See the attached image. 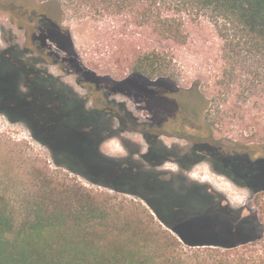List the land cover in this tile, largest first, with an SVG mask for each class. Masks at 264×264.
Instances as JSON below:
<instances>
[{
  "label": "rangeland",
  "instance_id": "374dc122",
  "mask_svg": "<svg viewBox=\"0 0 264 264\" xmlns=\"http://www.w3.org/2000/svg\"><path fill=\"white\" fill-rule=\"evenodd\" d=\"M32 13L57 25L45 42L44 55L24 53V57L70 88L86 108H94L102 96L114 113L119 106L125 109L119 111L118 118L108 120L106 134H111L101 143L100 151L108 158L132 160L148 172L136 178L141 196L124 185L125 192H118L97 184L56 165L49 148L25 123L12 122L0 113V201L13 220L10 239L18 238L34 221L40 198L55 191L72 200L71 207L83 222L89 215L93 219L96 207L100 209L88 224L89 231L98 230L107 239L123 241L136 255L149 256L155 264H263L264 190L253 192L239 174L241 180L236 184L235 174L229 176L228 168L206 151L200 142L206 135L201 129L205 104L200 94L191 90V83L149 80L131 68L140 53L161 47L168 52L171 49L190 74L220 49L211 26L206 22L191 26L186 45H170L149 29L131 28L128 36L112 35L101 22L62 12L54 1L0 0V51L14 45L23 50L30 45L36 25V20L30 22ZM62 29L68 31L75 54L64 50L69 41L62 37ZM6 63L5 57H0V87L5 86L0 97L11 95L1 73ZM88 72L96 78L90 80ZM216 137L227 136L216 133ZM64 145L73 148L74 143L66 141ZM218 146L221 152L230 153L222 141ZM149 149H153L152 155H147ZM144 158L162 164L154 166ZM160 180L170 183L162 185ZM190 193L197 208L185 204ZM205 202L214 212L200 209ZM170 210L175 215L165 214ZM240 221L250 225L247 233L230 230L240 241L232 248L191 246L183 239L217 237ZM224 239H218L219 243H225Z\"/></svg>",
  "mask_w": 264,
  "mask_h": 264
},
{
  "label": "trees",
  "instance_id": "16d2710c",
  "mask_svg": "<svg viewBox=\"0 0 264 264\" xmlns=\"http://www.w3.org/2000/svg\"><path fill=\"white\" fill-rule=\"evenodd\" d=\"M47 1L56 2L62 12L101 22L112 35L128 36L131 28L149 29L170 45H186L191 26L202 22L211 26L220 41V49L215 57L205 59L190 74L171 49L168 52L161 47L140 53L131 68L134 74L149 80L191 83V90L198 92L205 104L201 129L206 135L200 137V142L206 151L213 153L216 163L228 168V175L235 176L236 184L241 180L237 178L239 174L253 192L264 190V0ZM54 33L46 20L35 31L45 42ZM60 33L69 41L67 46H62L64 50L75 54L68 31L62 29ZM24 53V49L19 50L15 45L0 51V57L8 61L1 73L11 93L9 97H0V113L12 122L25 123L49 148L56 165L118 192H125L121 186H127L141 196V183L136 178L148 171L132 160L108 158L100 151L101 143L111 134H106L108 120L118 118L119 111L125 109L119 106V111L114 113L102 96L94 108H86L70 88L37 69ZM88 73L90 80L96 78ZM216 133H225L227 137L217 139ZM66 141L73 142V148L65 147ZM220 141L230 153L221 152ZM148 151L147 155L154 153L153 149ZM146 161L157 164L151 158ZM160 183L168 185L170 181L160 180ZM192 194L185 204L197 208ZM64 196L55 191L42 196L36 204L34 221L13 240L9 237L13 220L0 201V264H155L149 256L136 255L123 241L107 239L98 230L89 231L88 224L100 214V209L96 207L92 211L93 219L89 215L83 222L82 216L73 211L72 200ZM210 205L205 202L200 209L214 212ZM168 213L165 214L175 215L171 210ZM249 225L240 221L217 237L187 240L183 235V239L191 246L232 248L240 241L230 230L247 233ZM220 238L226 242L219 243Z\"/></svg>",
  "mask_w": 264,
  "mask_h": 264
},
{
  "label": "flooded vegetation",
  "instance_id": "af4514ba",
  "mask_svg": "<svg viewBox=\"0 0 264 264\" xmlns=\"http://www.w3.org/2000/svg\"><path fill=\"white\" fill-rule=\"evenodd\" d=\"M29 19H30L31 24L35 23V20H36V25L33 24V32H32V36L30 37V45L24 49V52L25 54L33 53L36 55H41V54L44 55V53L47 51L45 40H43V38L39 34L35 35V31H38L41 29L43 20H46V18L42 16L38 17L36 13H32L29 15ZM49 23H50L49 25L51 29L55 30L57 23L51 22V21ZM34 65L36 66V64ZM39 70H42V69H39ZM42 71L45 72V70H42ZM161 164L162 163L160 164L157 163L156 166H160Z\"/></svg>",
  "mask_w": 264,
  "mask_h": 264
}]
</instances>
